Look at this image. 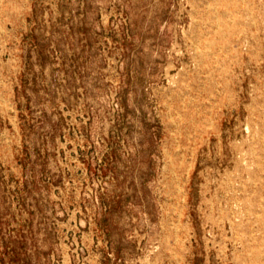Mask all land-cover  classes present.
<instances>
[{
	"label": "rangeland",
	"instance_id": "rangeland-1",
	"mask_svg": "<svg viewBox=\"0 0 264 264\" xmlns=\"http://www.w3.org/2000/svg\"><path fill=\"white\" fill-rule=\"evenodd\" d=\"M0 264H264V0H0Z\"/></svg>",
	"mask_w": 264,
	"mask_h": 264
},
{
	"label": "bare ground",
	"instance_id": "bare-ground-1",
	"mask_svg": "<svg viewBox=\"0 0 264 264\" xmlns=\"http://www.w3.org/2000/svg\"><path fill=\"white\" fill-rule=\"evenodd\" d=\"M200 54V53H199Z\"/></svg>",
	"mask_w": 264,
	"mask_h": 264
}]
</instances>
